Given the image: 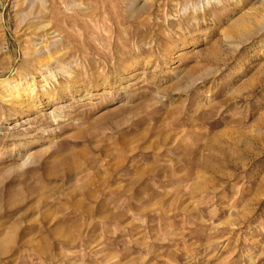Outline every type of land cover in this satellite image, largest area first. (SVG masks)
<instances>
[{"label":"rangeland","instance_id":"374dc122","mask_svg":"<svg viewBox=\"0 0 264 264\" xmlns=\"http://www.w3.org/2000/svg\"><path fill=\"white\" fill-rule=\"evenodd\" d=\"M16 3L0 79L55 78L0 99V264H264V0Z\"/></svg>","mask_w":264,"mask_h":264},{"label":"bare ground","instance_id":"6f19581e","mask_svg":"<svg viewBox=\"0 0 264 264\" xmlns=\"http://www.w3.org/2000/svg\"><path fill=\"white\" fill-rule=\"evenodd\" d=\"M27 1L28 0H16V2H17L16 5H15L16 9H18V7L22 6L23 4L27 3ZM41 2H44V0H41ZM45 11L46 10L44 9V6L41 5L40 6V10H38L37 12H34V11L30 12L29 15H31L32 18H29V19H35V18L39 17L40 15H43L42 13L46 14ZM29 19L24 18L23 22L24 21H29ZM26 23H28V22H26ZM0 27L3 28V26H1V25H0ZM55 31L47 30L46 31L47 32L46 35H48V34L51 35ZM50 37H56V36L52 35V36H49L47 38L50 39ZM36 42H37V40H36ZM49 46L57 47L58 46L57 39L54 38V40L53 39L50 40ZM34 52L37 54V57L39 59H46V60L50 61V59L52 58L51 52L48 51L47 47L42 45V42L36 43L34 45ZM55 53H57V52L55 51ZM62 70L65 71L66 69L64 67H62ZM49 72L50 71H49V69L47 67H44L43 65H41L39 67V72H38L39 79L38 80H36L37 77H35V76H33V77H25V76H23V77H20L19 79H17V78H3V79H0V99L3 102H6V104H9V105H12V106H13V104H15L16 107H24V106L29 105V104L33 105L34 104L33 102L38 101V98H39V96H38L39 95L38 94V90L39 89H38V86L35 85V84L39 83L40 92H43V95H44V93L47 94V82H48L49 77L50 78H55V76L52 73H49ZM33 80H35V81L33 82ZM57 116L58 115H56V117Z\"/></svg>","mask_w":264,"mask_h":264}]
</instances>
